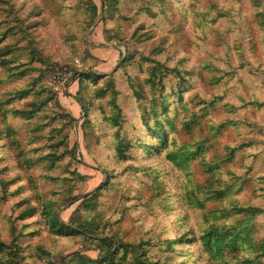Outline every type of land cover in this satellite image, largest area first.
<instances>
[{
    "label": "rangeland",
    "instance_id": "1",
    "mask_svg": "<svg viewBox=\"0 0 264 264\" xmlns=\"http://www.w3.org/2000/svg\"><path fill=\"white\" fill-rule=\"evenodd\" d=\"M263 244L264 0H0V264Z\"/></svg>",
    "mask_w": 264,
    "mask_h": 264
},
{
    "label": "trees",
    "instance_id": "2",
    "mask_svg": "<svg viewBox=\"0 0 264 264\" xmlns=\"http://www.w3.org/2000/svg\"><path fill=\"white\" fill-rule=\"evenodd\" d=\"M249 208L252 209V210H255V211L259 209V207H252V206H250ZM61 224H62L63 227L69 228L70 229L69 232H75L76 231V229L73 226L67 225L65 223H61ZM262 248H264V244H263ZM101 254L102 253L100 252V254H99L100 258L103 257V255H101ZM75 256H79L80 260L81 259H85V261L90 263V264H96V262L100 259V258L94 259V258H91V257H84L83 255H80V254H75ZM101 260H103V258Z\"/></svg>",
    "mask_w": 264,
    "mask_h": 264
}]
</instances>
